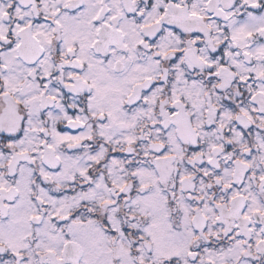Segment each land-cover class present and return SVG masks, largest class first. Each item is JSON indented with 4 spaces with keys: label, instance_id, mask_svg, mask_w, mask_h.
Listing matches in <instances>:
<instances>
[{
    "label": "snow or ice",
    "instance_id": "snow-or-ice-1",
    "mask_svg": "<svg viewBox=\"0 0 264 264\" xmlns=\"http://www.w3.org/2000/svg\"><path fill=\"white\" fill-rule=\"evenodd\" d=\"M0 264H264V0H0Z\"/></svg>",
    "mask_w": 264,
    "mask_h": 264
}]
</instances>
